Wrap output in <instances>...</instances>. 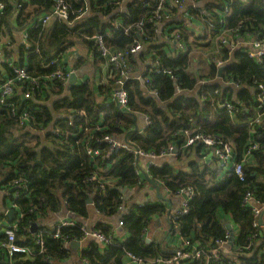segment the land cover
<instances>
[{"label": "trees", "instance_id": "16d2710c", "mask_svg": "<svg viewBox=\"0 0 264 264\" xmlns=\"http://www.w3.org/2000/svg\"><path fill=\"white\" fill-rule=\"evenodd\" d=\"M65 1L71 7L72 16L76 15L83 6L79 0ZM29 3L34 6L36 13L41 6L49 7L51 0H29ZM199 7L202 12L196 11L195 15L205 25L204 33L195 36L194 33L185 32L186 52L177 58H171L165 51L159 49L156 44L159 40L151 24L144 23L143 35L139 31H132L135 36H142L141 40L146 50L153 49L151 60L157 58L165 67L173 69L177 78V81H174L168 74L149 72L147 77L150 84L145 86L135 79L126 81L130 109L152 120V124L143 127L141 133H132L134 125L130 115L132 112H122L114 103L109 105L101 102L95 97L93 87L87 83L73 86L66 97L54 103L52 109L35 103L37 95L20 102L21 98L16 94L13 100L16 101L17 111H28V120L23 123L0 105V169L9 170L15 166L28 188L26 196L20 197L21 199L17 201L18 208L24 214L17 223L14 242L31 249L29 255L22 252H14L11 256L5 254L4 258L0 255V264H57L66 258L69 250L64 246L65 240L81 239L82 231L78 227L62 228L60 238L57 239L43 233L41 246L35 244L36 235L42 229H54V226L42 222L36 231L33 229L35 220L42 221L49 213L60 211L63 198L67 199V206L73 217L81 220L89 217L87 200L91 198L95 211L102 216L101 219L96 220L94 227L105 235H113L114 225L107 221L106 217L117 213L123 203L122 189L136 185L138 178L133 169V153L118 149L108 154V144L101 141L104 135L114 138L124 136L126 142L134 148L144 152L151 151L156 155L170 144L182 147L176 152L175 162L149 168L151 176L162 182L169 190L191 188L195 193L188 202V213L178 220L176 231L181 238L190 240L192 245L198 244L205 249H212L218 240L225 237V223H232L235 228V238L227 253H221L218 258L184 260L182 264H238V261L240 264H264L262 252L264 231L253 227L254 216L242 204L244 194L248 191L259 203H264V128L255 127L252 130L246 125H238L223 112L210 107L207 101L206 105H202L193 95L187 96L186 92L183 95H175L177 83L185 91L193 88L197 76L210 78L217 76V69L212 63L208 65L209 68L205 73H197L190 68V52L198 48L202 57L207 59L230 58V62L224 68L223 76L231 75L252 85L251 87L258 83L264 84V64H256L245 53L239 51L232 54L224 50L218 51L216 39L224 28V25L219 27V12L225 16L227 29L241 25L243 30L247 28L264 39V2L262 0L247 2L201 0ZM12 9L13 7L6 3L5 14L0 18L2 34L8 38L3 43L13 38V28L9 24ZM129 13L134 19H146L151 14L147 10L140 9L135 2L130 3ZM25 15L19 17V29L26 24V18H29L28 13ZM206 18H210L215 25L209 31ZM105 28V24L96 17L94 28L79 34L74 33L72 27L63 23L32 29L26 72L33 77L52 72L56 65L48 66L49 60L56 53L73 45L74 37L95 48L91 36L98 32L102 33ZM207 35L209 39L206 42L200 41L206 39ZM105 41L111 49L124 51L130 48L133 37L115 31L113 37H106ZM210 48L213 53L211 58L208 57ZM16 64L23 66L17 61ZM5 70L14 75L11 67H5ZM113 82L112 76L104 89L111 91ZM146 86L157 91V96L149 95ZM249 90L250 88L246 87L239 94L237 93L238 100L245 105H248L251 99ZM33 93L37 91L33 90ZM66 109L85 113V117L81 119L76 115L72 120L74 123L72 126L64 123L59 125L62 133L67 132L66 137L53 135L50 145L45 144L41 148L29 142L28 135H31L29 131L31 128L47 127L55 118L53 111ZM191 115L200 123L197 132L210 136L218 135L230 142L235 148L238 162L243 157L250 137L258 135L259 146L249 157L252 160L243 163V180L235 175L218 179V166L215 161L213 163L204 161L203 146L200 143L195 142L183 147L187 136L185 130L190 128ZM245 115L246 112L244 115H239L238 121L243 120ZM85 123L87 127L83 130ZM97 123L101 125L100 131H94ZM79 126L81 133L78 132ZM21 128L26 130L23 129V132L18 133ZM53 143L54 146H51ZM88 146L98 149L99 154L90 156L86 151ZM108 162L111 163L110 168L101 170ZM14 173L6 174L5 180H13L16 177V175L11 177ZM93 173H96L103 182L89 181ZM161 212H164V206L159 202L133 206L123 219L122 228L128 232V238L124 241L113 239L111 244L104 246V249L92 244L89 250H82L81 260H85L87 264H123L127 255L142 260L171 257L173 254L171 249L163 247L160 243H147L144 238V229L151 224L154 215ZM6 240V236L0 234V244ZM238 249L243 253L238 254ZM5 252V248L0 247V254Z\"/></svg>", "mask_w": 264, "mask_h": 264}, {"label": "built area", "instance_id": "2783aa9c", "mask_svg": "<svg viewBox=\"0 0 264 264\" xmlns=\"http://www.w3.org/2000/svg\"><path fill=\"white\" fill-rule=\"evenodd\" d=\"M200 1L201 0H79V2H82L83 6L76 15L72 16L71 7L68 2L65 0H51L50 6L44 10V13H34L35 15L28 19L33 23L34 27L44 26L52 19H59L62 21L61 23H65L72 27L74 33L79 34L94 28V20L98 17V19L105 24L106 28L102 33L98 32L93 34L91 38L94 40V45L96 46L100 57L105 60L107 64L106 66L110 67L109 74L102 75L101 83L106 85L113 76L114 82L110 91L111 100L122 112H132L128 105L129 96L126 89V81L128 79L141 81L145 86L150 84L147 73L155 72L168 74L170 79L177 81L173 69L165 67L157 58L151 60L153 49L150 48V50H146L141 40L142 36H135V34H132V31H139V33L143 35L142 26H144V23L147 22L151 24L159 40L156 42L159 49L165 51L171 58H177L186 52L187 45L184 36L185 32H190V28L195 27V30L200 31L197 33L198 35L204 33L205 25H203L195 15L196 11L202 12L199 7ZM241 1L247 2L248 0ZM262 1L264 2V0ZM131 2H135L140 9L149 11L151 13L150 16L146 19H134L129 13ZM6 3L13 7L16 6V14H18V16L22 12L27 13L25 4L31 5L29 0H0V14L5 11ZM218 15L219 27L224 25V28L221 29L220 35L216 37L217 50H224L229 54L239 51L245 53L256 64L263 65L264 39L253 34L247 28L243 30L241 25L233 29H227L224 14L219 12ZM211 21L210 18H206L205 22L208 24V31L215 27ZM115 31H120L122 35L133 37V41L128 50L121 51L111 49L106 44L105 38L113 37ZM197 34L195 36H198ZM208 39L209 35L206 36V39L200 41L206 42ZM139 57H141V62L145 61L146 63L141 72L137 73L132 70V62L130 65V61L133 59L136 61ZM65 61L66 54L65 51H62L56 53L55 58L49 60L47 64L48 66L56 65L54 70L50 73H46L40 77H33L26 72L25 67H14V75L12 77L0 76V105L5 107L13 116H17L20 123L26 122L28 120V111H17L15 106L16 101L13 100L14 96L18 94L19 90L21 101L23 102L31 99L32 90L39 89L38 91H41L42 93L45 84L64 81L72 73V70L65 67ZM229 62L230 58L224 60L220 57L209 59L207 65L211 63L214 64L217 69V76L214 78L197 76L193 88L186 89L185 91L181 88L179 83H177L175 95H183L186 92L187 96L193 95L202 105H206L207 101L210 107L223 112L234 123H238V125H246L252 130L255 127L264 128V84L258 83L251 87L252 85L247 84L240 79H235L231 77V75H226V77L223 76V73L225 72L224 68ZM219 67H223L221 75H218ZM246 87L250 88L249 93L251 95L248 105H245L244 102L239 101L237 98V93L239 94ZM146 88L148 89L149 95L157 96V91L151 89L150 86H146ZM245 112L246 115L243 120L238 121L237 117L239 115H244ZM79 113L82 117H85L83 111H79ZM138 115L142 116L144 127L152 124V120L149 117L144 114ZM192 120H194V122ZM191 123H196V118H194V116L189 119L190 128L185 130L187 136L183 147L190 146L195 142L203 143L206 147H212L216 157L217 166L222 171L220 180L232 175L243 180V163L247 161L252 152L258 148V135L250 137L249 144L243 153V157L238 162L235 156V148L230 142L225 141L218 135L210 136L201 134L197 132V129L192 128ZM86 127L87 125L85 123L83 130L86 129ZM80 129L81 126H79V131ZM52 133L53 135H65V137L67 135V132L62 133L59 127L52 129ZM101 141L106 142L114 150L124 149L125 151L134 153L137 158H147L148 165H154L157 159L172 152L174 148V146L170 144L159 155H156L151 151L144 152L140 149L134 148L126 141L114 140L107 135L103 136ZM86 151L92 157L99 154L98 149L89 146L86 148ZM148 165H146V169L148 168ZM140 170V165L137 163V166L135 165L137 177L140 175ZM141 173H143L142 170ZM139 179L140 178H138V183L140 182ZM88 180H97L99 183L103 182L96 173H93ZM11 182L14 184H11L12 186L10 187L9 192L13 193L14 191H17L13 197H25L28 188L27 184L24 182V178L14 179L11 180ZM177 192L179 194L187 192L192 197L195 194L191 188L181 189ZM188 201L189 200L186 199L181 211L177 212L176 215L174 214L176 220L181 215L188 213ZM242 204L243 207L249 210L254 216L253 227L264 231V203H259L252 193L248 191L244 194ZM129 211L130 209L124 210L122 215L118 218L117 225L120 228H122L124 224V216L127 215ZM67 215L68 217L61 218L55 223L54 229H42L35 237V244L38 246L42 245L43 233H46L52 238H60V230L66 227H78L82 231V237L96 239L100 241L103 246L113 242L112 234L105 235L98 230L89 229L85 224H81L78 220L72 218L73 214L69 210L67 211ZM17 223L6 224L0 222V234L5 235L7 239L4 243L0 244V247L5 248L6 251L5 253L0 254L2 258L5 257V254L6 256H11L14 252H22L25 255L31 253V249L28 247L18 245L14 242ZM33 226H35L34 231H36L39 224L36 222ZM234 229L235 228L231 224V229H226L225 237L218 240L216 246L212 249H205L198 244L192 245L190 240L181 238L180 245L171 257H158L152 260V263L168 264L175 262L177 264H182V261L184 260L194 261L204 257L207 259L210 257L218 258L221 253L224 254L228 252L229 247L231 246L229 242L231 231L235 238ZM114 232L115 228H113V234ZM81 239H68L65 240V244L66 242L70 243L71 241H78L81 244ZM238 251V254L243 253L240 249H238ZM262 252L264 253V247L262 248ZM131 257L137 262L142 261L141 258L136 259L133 255ZM238 264H240L239 261Z\"/></svg>", "mask_w": 264, "mask_h": 264}, {"label": "crops", "instance_id": "0c3cea01", "mask_svg": "<svg viewBox=\"0 0 264 264\" xmlns=\"http://www.w3.org/2000/svg\"><path fill=\"white\" fill-rule=\"evenodd\" d=\"M25 6L27 9L28 16L30 18L34 16L35 15L34 7L29 4H25ZM47 8L45 6H41L38 8L39 11L36 13H39V12L44 13V10H46ZM16 12H17L16 6H14L10 14L11 23L9 21V24L13 28L12 29L13 38L10 39L11 41L3 43L4 40H8V38L2 34V28L0 27V76L2 77H12L13 76L12 74L7 73V71L5 70V67H11L13 69L14 67L20 66L16 64V61L18 63L20 62V64H23V66H20V67H26L27 52H29V48H31L30 44L32 42V38H30L32 29L46 28L52 25L53 23L62 22L59 19H52L44 26L34 27L33 23L29 19L26 18V21H27L26 24L22 28L19 29L18 27L19 17L24 16L25 12H22L19 16L18 14H16ZM4 14H5V11H3L2 14H0V18ZM199 32L200 31L195 30V27H191L189 33L197 34ZM73 42H74L73 45L71 46L69 45V47L65 48L64 50L66 54L65 67L67 69L72 70L71 72L76 75V80L73 83L72 87L87 83L88 85H91L93 87L96 98H98L101 102H105L106 104H109V105L113 104L114 102L111 100L110 91L108 92L107 90H105L104 89L105 84L101 83L102 75L103 74L108 75L110 71V67H107L105 60L102 57H100L99 53L97 52L96 46H95L96 49L92 48L86 43H82L76 37L73 38ZM20 50H22L21 53H23V55H21ZM95 53H97L98 55L96 56ZM19 55H21L20 58H18ZM53 58H55V55H53L51 59ZM140 59L141 57H139V59L136 61L134 59L132 61L129 60L130 65L132 62V67H133L132 70L137 73L141 72V70L143 69L146 63L145 61L141 62ZM207 68H209L208 65H206L205 69L203 70V73L206 72ZM67 80L68 78H66L62 82H51V83L45 84L43 86L44 88H43L42 93L41 91L40 92L38 91L39 89H34L35 91H37L38 94L37 93L32 94L33 92L32 90L31 94L37 95L34 100L35 103L40 104L42 106H48L50 109H52V106L54 105V103L61 101L64 97L68 95V93L72 89V87L70 89L67 88ZM18 95L20 96L19 90H18ZM20 102H21V99H20ZM52 114L55 115L54 116L55 118L53 119L52 123L48 124L47 127L44 126V127L36 128V129L31 128L29 130L31 132V135H28L30 137L29 142H31L32 145H35L38 148H41L45 144L50 145V142L52 141V138H53L52 129L59 127L61 123L67 124L68 126L74 125L72 120L76 117V115H79L80 119L82 118L79 111H77L76 113L73 111V109L53 111ZM133 114L136 116V120L132 118L134 121V125L132 126V133L133 134H136V132L141 133L142 128L144 127V121L142 119V116L136 113H133ZM193 115H191L189 119ZM192 121L194 122V120ZM96 125L98 129L96 127L94 131H100L101 127L99 126L101 125L99 123H97ZM191 125H192V128L194 129H198L200 127V123H198V120L196 121V123H191ZM23 129L26 130V128H21L20 132L18 133L23 132ZM79 132L81 133V129ZM112 138L117 141H126V138H124V136L123 137L119 136L116 138L112 137ZM54 143L58 145L57 142H54ZM54 143L51 146H54ZM196 143H199V142H196ZM200 144L203 146L202 154L204 155L203 156L204 161L208 163H213L215 161L217 165L216 157L214 155L212 147H206L203 143H200ZM171 145L174 146L172 152L165 154L164 156L157 159L154 165H148L147 158H137L133 153L134 173L136 174L135 165L137 166V163H139L140 168L143 173H141V170L139 171L140 175L138 174L139 176L137 178H140L139 179L140 182L138 183L137 181L138 184L136 183V185H133L131 187H126L125 190H123L124 188L122 189L121 192L123 195V203L118 209L117 213L110 217H106V220L109 221L112 225H114V228H115V232L112 235L113 239L124 241L129 236L126 230H124L123 228H120L117 225L118 218L120 217V215H122L124 210L133 208V206H136V205H145L147 203L159 202L163 204L164 212L154 215L151 224L147 228L144 229V238L149 239V242L160 243L163 247L171 249L173 253L180 245L181 237L178 231H176L178 220L180 218H177L176 220L174 214L176 215L177 212L181 211L186 199L190 201L192 196L187 192H183L179 194L177 191L169 190L168 188H166V186L162 182L154 179L151 176V173L149 172V168L152 166H160L163 163H173L176 161V152L178 149L182 147H178L175 144H171ZM111 151H114V149H112L109 146L107 153L109 154ZM209 155H211V157H209ZM249 160L251 161L252 159L251 158L247 159V161ZM110 164L111 163L108 162L106 166L101 170L103 171L108 170L110 168ZM146 165H148L147 169H146ZM182 167L184 166L182 165ZM184 170H186V167H184ZM11 172L12 173L15 172L11 176V177H14L16 175L14 179L21 178L19 173H17L15 166H13L9 170L0 169V222L6 223V224L17 223L23 217V214H24L20 211V209L18 208V204H17V201L21 198L13 197L15 196L17 191L13 190L14 191L13 193L9 192V189L12 186L11 184H14V183H12L11 180H5L6 174L8 173L10 174ZM221 173L222 171L218 167V175H217L218 179H220ZM144 174L145 175L147 174V176L151 180H153L157 185H159V191H160V194L164 197V200L157 197L155 187L148 180H146V178L144 177ZM183 195H185V197ZM66 201L67 199L63 198L62 208L60 209L59 212L49 213L46 216V218L43 219L42 221L35 220V222L38 221L37 223L39 224V226L42 224V222L43 224L54 226L55 223H57L61 218L68 217L67 211L69 209H68ZM87 204L89 208V217L87 219L81 220L79 218L77 219L76 217H72V218L78 220L81 224H85L86 227H88L89 229L97 230L94 227L95 222L97 219H101L102 216L99 215L95 211L92 205V202L91 203L87 202ZM10 210L14 212V216L12 220H10L7 216V213ZM182 216L184 215H181L180 217ZM33 229L35 230V226ZM68 244L69 243L66 242L64 246L69 250V254L66 256L64 260H62L61 262H57V264H74L75 262H77L78 264H83V263L87 264L85 260L83 259L81 260L80 258V253L82 252V250H89L91 248L90 245L92 244L98 246L101 249L105 248L100 241L93 239L91 237H82L81 244L79 248L76 249L75 252H72L69 249ZM131 256L127 255V258L123 262V264H153L152 258L151 260L144 259L140 262H137ZM137 258L138 257H136V259ZM168 264H175V263H168Z\"/></svg>", "mask_w": 264, "mask_h": 264}, {"label": "water", "instance_id": "95a60500", "mask_svg": "<svg viewBox=\"0 0 264 264\" xmlns=\"http://www.w3.org/2000/svg\"><path fill=\"white\" fill-rule=\"evenodd\" d=\"M222 69L223 67H219L218 69V75H221L222 74ZM76 80V75L74 73H72L69 77H68V80H67V88L70 89L73 85V83L75 82ZM22 100H23V97H22ZM130 115L132 116V118L134 120H136V116L132 113H130ZM136 129V128H135ZM209 157H211V155H209ZM208 157V158H209ZM39 162V161H38ZM145 178L146 180H148L154 187H155V190H156V193H157V197L164 200V197L160 194V191H159V185H157L153 180H151L147 175H145ZM125 190V188L123 189ZM185 197V195H183ZM88 203H91L92 200L91 198H88L87 200ZM7 216L10 220L13 219V216H14V212L12 210H10L8 213H7ZM225 229H231V224L229 222L225 223ZM146 242H149V239H145ZM234 241V235L231 231V235H230V238H229V242L230 244H232ZM80 246V243L78 241H71L69 244H68V247L69 249L72 251V252H75L76 249H78Z\"/></svg>", "mask_w": 264, "mask_h": 264}, {"label": "rangeland", "instance_id": "374dc122", "mask_svg": "<svg viewBox=\"0 0 264 264\" xmlns=\"http://www.w3.org/2000/svg\"><path fill=\"white\" fill-rule=\"evenodd\" d=\"M211 50L212 48H210L209 53H208L209 58L213 56V53H211ZM189 58H190V68H192V70L196 71L197 73H202L209 61V59H207L206 57H202V54L199 51V48L196 51H191Z\"/></svg>", "mask_w": 264, "mask_h": 264}]
</instances>
